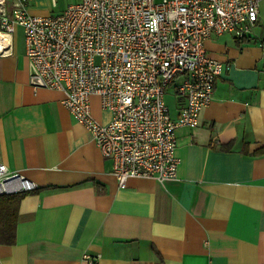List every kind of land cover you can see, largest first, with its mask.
I'll list each match as a JSON object with an SVG mask.
<instances>
[{
	"label": "crops",
	"instance_id": "1",
	"mask_svg": "<svg viewBox=\"0 0 264 264\" xmlns=\"http://www.w3.org/2000/svg\"><path fill=\"white\" fill-rule=\"evenodd\" d=\"M16 31L12 53L0 56V162L37 188L21 195L15 242L0 243V264H84V252L98 255L95 264H264L260 7L244 39L226 31L204 40L206 53L227 67L198 124L176 130V178L130 177L124 187L63 105V91L31 84ZM184 102L177 97L172 118ZM90 105L95 120H111L98 94Z\"/></svg>",
	"mask_w": 264,
	"mask_h": 264
},
{
	"label": "built area",
	"instance_id": "2",
	"mask_svg": "<svg viewBox=\"0 0 264 264\" xmlns=\"http://www.w3.org/2000/svg\"><path fill=\"white\" fill-rule=\"evenodd\" d=\"M261 1L79 0L59 14L35 15L30 0H0V56L12 53L21 27L31 84L63 91V105L111 158L118 186L130 177L163 182L177 175V128L198 124L227 67L206 53L204 40L226 31L244 39ZM177 77L175 93L185 102L172 118L165 92ZM92 94L112 111L109 122L93 118ZM36 188L0 162V195ZM97 260L81 255L84 264Z\"/></svg>",
	"mask_w": 264,
	"mask_h": 264
},
{
	"label": "trees",
	"instance_id": "3",
	"mask_svg": "<svg viewBox=\"0 0 264 264\" xmlns=\"http://www.w3.org/2000/svg\"><path fill=\"white\" fill-rule=\"evenodd\" d=\"M22 194L0 195V243L15 242L17 206Z\"/></svg>",
	"mask_w": 264,
	"mask_h": 264
},
{
	"label": "rangeland",
	"instance_id": "4",
	"mask_svg": "<svg viewBox=\"0 0 264 264\" xmlns=\"http://www.w3.org/2000/svg\"><path fill=\"white\" fill-rule=\"evenodd\" d=\"M34 5L39 7V9L43 10L47 15H56L61 13L68 4L78 2L79 0H55V5L52 4V0H31ZM260 10L264 11V1L260 3ZM10 4L8 3V9L10 10ZM16 41L22 44L23 40V31L21 27L16 28ZM177 83V79L171 83L165 92V103L169 107V109L175 106L177 95L175 93V85Z\"/></svg>",
	"mask_w": 264,
	"mask_h": 264
}]
</instances>
